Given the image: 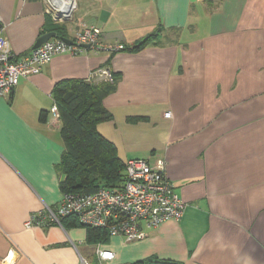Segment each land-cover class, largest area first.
Returning a JSON list of instances; mask_svg holds the SVG:
<instances>
[{
  "label": "crops",
  "instance_id": "1",
  "mask_svg": "<svg viewBox=\"0 0 264 264\" xmlns=\"http://www.w3.org/2000/svg\"><path fill=\"white\" fill-rule=\"evenodd\" d=\"M75 1L67 21L49 0H0L1 27L16 55L57 23L68 37L95 26L101 38L128 48L56 55L0 96V264L8 255L12 264H78V251L93 256L85 226L25 222L56 209L64 195L66 144L61 122L51 119L54 87L88 80L102 66L116 82L103 101L112 116L98 132L123 162L165 158L186 202L181 219L144 227L136 241L110 236L103 246L125 264L152 256L264 264V0ZM151 34L153 42L132 50Z\"/></svg>",
  "mask_w": 264,
  "mask_h": 264
},
{
  "label": "built area",
  "instance_id": "2",
  "mask_svg": "<svg viewBox=\"0 0 264 264\" xmlns=\"http://www.w3.org/2000/svg\"><path fill=\"white\" fill-rule=\"evenodd\" d=\"M54 9L56 4L49 0ZM57 4L64 0H56ZM76 5V1H75ZM75 6L65 16L71 17ZM67 42L60 36L53 37L24 55H16L9 38L0 26V96H8L18 85L20 78L39 73L43 65L59 54H81L88 44L96 52L116 53L126 49L121 42L106 41L100 36V30L92 25H83L69 37ZM100 79L115 84L114 72L107 66L92 71L88 81ZM52 122H60L58 104L51 108ZM170 115V113H166ZM186 202L177 193L174 183L167 174V162L158 157L151 162L143 158L125 161V181L121 185L101 186L88 194L64 193L62 202L56 209L48 207L47 213H34L25 222L32 225L58 224L65 228L61 219L65 216H77L84 226L107 229L110 236H118L125 241H136L146 236L144 227H156L169 219H181ZM96 264H125L116 260V253L101 242L93 245ZM78 250V249H77ZM78 264H94L92 259L79 252ZM4 264H12V256L4 258Z\"/></svg>",
  "mask_w": 264,
  "mask_h": 264
},
{
  "label": "trees",
  "instance_id": "3",
  "mask_svg": "<svg viewBox=\"0 0 264 264\" xmlns=\"http://www.w3.org/2000/svg\"><path fill=\"white\" fill-rule=\"evenodd\" d=\"M51 31L68 37L67 28L62 23L53 24ZM155 35H149L132 50H139L153 42ZM113 88L114 84L95 83L86 79H65L54 87L53 96L58 104L61 133L66 144L61 163L64 177L60 184L64 193L88 194L101 186L121 185L125 181V162L119 158L116 146L97 129L100 122L112 116L103 101ZM48 114V111L43 110L40 120L46 122ZM61 223L65 228L82 225L74 215L63 217ZM85 227L88 243L109 241L110 233L107 229ZM141 262L184 264L178 260L155 256Z\"/></svg>",
  "mask_w": 264,
  "mask_h": 264
},
{
  "label": "water",
  "instance_id": "4",
  "mask_svg": "<svg viewBox=\"0 0 264 264\" xmlns=\"http://www.w3.org/2000/svg\"><path fill=\"white\" fill-rule=\"evenodd\" d=\"M58 16H59L60 18L65 19V20H68V19L70 18L69 16H65V15H64V12H61V11H60V13H59ZM57 36H59L58 33H57V31H47V32L41 34V35L37 38V40H36V42L34 43L32 49H35V48L39 47L42 43L48 41L49 39H51V38H53V37H57ZM60 37L63 38L65 41L69 42V43L72 42V39H70V38L67 37V36H62V35H61ZM84 46H87V47H88L89 45H88V44H84Z\"/></svg>",
  "mask_w": 264,
  "mask_h": 264
},
{
  "label": "bare ground",
  "instance_id": "5",
  "mask_svg": "<svg viewBox=\"0 0 264 264\" xmlns=\"http://www.w3.org/2000/svg\"><path fill=\"white\" fill-rule=\"evenodd\" d=\"M51 2L53 4H56L57 5L56 7L61 12H68L75 6V0H64L63 2H60L59 4H57L56 0H51Z\"/></svg>",
  "mask_w": 264,
  "mask_h": 264
},
{
  "label": "rangeland",
  "instance_id": "6",
  "mask_svg": "<svg viewBox=\"0 0 264 264\" xmlns=\"http://www.w3.org/2000/svg\"><path fill=\"white\" fill-rule=\"evenodd\" d=\"M80 3H82L81 0H80ZM67 21H70V19H68ZM91 259H92V262H93L94 264H96V263H95V262H96V259H95V256H94V255L91 257Z\"/></svg>",
  "mask_w": 264,
  "mask_h": 264
}]
</instances>
